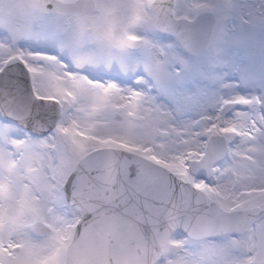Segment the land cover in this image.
<instances>
[{
    "label": "snow or ice",
    "instance_id": "snow-or-ice-1",
    "mask_svg": "<svg viewBox=\"0 0 264 264\" xmlns=\"http://www.w3.org/2000/svg\"><path fill=\"white\" fill-rule=\"evenodd\" d=\"M0 264H264V0H0Z\"/></svg>",
    "mask_w": 264,
    "mask_h": 264
}]
</instances>
